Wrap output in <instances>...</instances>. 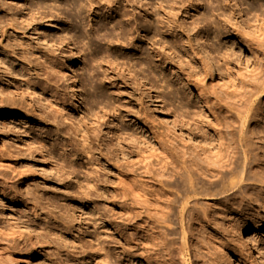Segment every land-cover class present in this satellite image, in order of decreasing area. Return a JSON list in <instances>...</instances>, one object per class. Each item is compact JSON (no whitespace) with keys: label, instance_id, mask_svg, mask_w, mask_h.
<instances>
[{"label":"rangeland","instance_id":"1","mask_svg":"<svg viewBox=\"0 0 264 264\" xmlns=\"http://www.w3.org/2000/svg\"><path fill=\"white\" fill-rule=\"evenodd\" d=\"M132 1L137 6L135 21L131 22L136 27L131 29L130 34L134 43L120 46L118 42L99 36L98 43L89 48L84 45L87 38L92 36L97 23L103 22L111 13L105 11V7H102L101 13V10L93 13L90 19L81 17V14L80 17L72 16L69 8L65 10L58 6V0H0V81L14 83L20 77H30L32 81L40 83L42 89L39 91L45 95L58 89L63 91L67 108L73 111L76 105L77 114H82L81 97L75 98L68 87V83L75 79L77 88L83 90L82 100L88 102L92 95L88 86L81 81V68L86 67L81 53L87 61L93 49L96 50L95 53L92 51L96 60L107 51L111 56L127 53L132 63L131 78L128 76L130 106L136 112L135 115H146L145 124L156 136L155 139L148 137L150 131H144L146 125L140 123L142 118L131 121L116 117L113 122L106 120L101 124V139L107 135L106 132L108 136L112 135L113 130L120 137L124 135L123 132H128L129 140H132V152L123 159L113 153L108 156L105 164L110 177L104 184L108 199H99L91 184L103 182L97 179L93 165L79 157L73 159V167L65 164L71 159L68 148L73 145L71 131L67 130L69 120L62 119L59 114L55 115L54 120H48L36 93L26 94L22 91L18 95L0 94L9 108L19 107L27 117L25 121L17 119L12 122H7L6 116L0 117V226L5 232L24 231L27 226V231L36 241L34 254L28 264H225L226 256L237 264H264V224H258L255 230L252 226L247 228L250 233H254L258 253L254 249L246 250L242 242L244 232H240L238 237L231 236L223 226L219 227V233L226 236L225 242L231 249L220 253L205 241L207 229L204 227L198 228L197 238L194 236L193 239H190V231L184 230L185 237L182 239L175 211L174 222L170 224L172 229L167 232L162 247L155 237L159 232L157 225L148 238H143L138 224L132 223L135 218L145 217L142 191H139L142 197L128 193L121 199L119 191L114 188L117 171L129 169L142 182V189L146 188V181H149L152 189H157L159 185L152 179L158 178L164 156L167 161L172 158L175 164V150L185 145L190 150L179 139V135L186 138L180 128L189 131L196 127L191 115L197 111L199 114L202 112V117L206 107H202L178 79L183 78V71L190 72L185 62L189 58L201 67L205 66L204 83L209 90L222 93L227 87L241 90L250 83L252 88L256 87L253 78L264 76V0ZM150 4L153 6L151 9H159L158 15L162 17L164 30L161 34L163 68L160 71L154 65L148 40H141L143 35L153 34V26L146 28L155 17L149 12ZM27 12L35 18L31 25L25 23L30 20ZM253 13L257 14L256 19L251 17ZM40 14H45V18L51 15L58 17L59 28H46L37 23ZM169 19L172 22H168ZM81 22L86 32L82 36ZM43 31L56 32L77 52V58L71 65L68 60L73 55L63 45L67 60L62 68L63 78L56 84L44 82L45 75L37 69V60L28 49V46L38 48L40 60H44L42 55L46 59L59 55L57 50L41 39ZM75 31H78L77 36ZM257 35L261 39H255ZM157 37L155 34L152 39ZM227 48L230 53L223 57L222 51ZM142 52L147 55L144 57ZM119 66L116 71H123ZM36 70L38 76L34 74ZM96 84L99 85L98 82ZM97 93L98 90L94 95L97 96ZM157 93L160 98L155 99ZM102 104L104 102L98 103L96 109L102 110ZM252 104L254 106L247 103L242 113L247 115L246 130L252 134L251 140L254 142L252 153L257 164L255 172L264 176L263 85L259 87ZM40 117H43L44 122ZM107 117L104 116L105 119ZM111 118L109 116L108 119ZM202 119L208 126L212 124L209 115ZM40 149L48 151L44 158L40 155ZM103 151V148L99 150L100 153ZM64 156V165L60 167ZM40 159L45 160V169L39 168ZM55 166L60 170L56 171ZM247 182L253 183L248 191L258 197L259 218H264V184L251 180ZM81 188L89 193L91 200L82 197ZM157 196L158 193L151 198ZM97 202L102 204L100 210L108 216L107 220L93 219L95 214H92L91 207ZM139 211L144 212L135 216Z\"/></svg>","mask_w":264,"mask_h":264},{"label":"bare ground","instance_id":"2","mask_svg":"<svg viewBox=\"0 0 264 264\" xmlns=\"http://www.w3.org/2000/svg\"><path fill=\"white\" fill-rule=\"evenodd\" d=\"M58 1V6H62L65 10L69 8L68 10L72 12L71 14L74 17H80L81 14V17L84 16L91 19L94 15L93 13L101 10L102 7H105V11L111 12L103 22L97 23L92 36L87 38L84 43L87 47L95 46L96 42L98 43L99 41L97 40L99 36L118 42L120 46H126L134 41L130 34L131 29L136 26H133L131 22L132 20L135 21L137 6L132 0ZM152 7L150 4L148 9H150L151 16L154 15L155 17L146 28L149 29L153 26V34L143 35L141 40H148L155 60L154 65L160 71L163 68L161 57L163 39L161 34L164 30L161 24L162 17L158 15L159 9H151ZM230 12L232 13V10ZM27 15L30 20H26L25 23L31 25V21L35 19L34 15L31 13ZM251 17L256 19L257 14L253 13ZM59 20L58 17H52V15L49 18H45V14H40L36 22L46 26V28L58 29ZM223 20L227 19L224 18ZM78 22L80 23V21ZM168 22H172V19H169ZM82 24L81 22V36L86 34ZM167 26L171 27L170 24H167ZM77 27L78 25L75 24V28ZM77 33L78 31H75L74 34L77 36ZM155 34L158 37L152 39ZM40 37L57 50L59 55L50 56L47 59L42 55L44 60H40L38 48L28 46V49H30V54L37 60V69L41 70L42 74L45 75L44 82L51 81L56 84L63 78L62 68L67 60L66 53L64 54V46L68 47L69 52L73 55L72 59L68 60L71 65L77 58V52L73 47H70L68 41H65L56 32L43 31ZM255 39L261 38L257 35ZM257 47L260 46L258 45ZM262 49L260 50L262 51ZM92 51L95 53L96 50L93 49ZM92 51H90L91 57L89 61L84 57L83 52L81 53V59L86 62V67L82 66L81 68V81L92 92L89 101L82 100L83 90L77 88L75 79L68 83V87H70V91L75 95V98L81 97L83 104V106L81 104L82 114H77L78 107L76 105H74L73 111L67 108L63 91L58 89L45 95L39 91L42 89L40 83L32 81L30 77H20L19 81L14 83L0 81V94L18 95L22 91H25L26 94L36 93L38 100L42 101L43 112H46L48 120H54L56 114H59L62 119L69 120L70 126L67 130L71 131L73 145L68 148V154H70L71 159L65 164L73 167L75 165L73 159L79 157L85 158L86 163L93 165L92 169H94L97 179L100 178L103 183L98 182L96 184L94 182L95 184L92 183L91 186L96 189V196L105 200L108 197L105 195L107 190L104 188V184L108 182L110 177L105 161L108 160V156L112 153L118 155L121 159L129 156L132 152V140H129L128 132L122 131L124 135L120 137L116 130H113L110 136L106 132L107 135L101 139V135H99L101 124L105 123L106 120L113 122L116 117H119L120 120L131 121L142 118L140 123L145 126L147 118L145 114L140 115L137 113L135 115L136 112L130 106L131 92L128 90V80L129 77L131 78L129 75H132L130 67L132 63L130 62L129 54H114L111 56L107 51L104 55L100 54L101 58L96 60ZM229 53L228 48L222 51L223 57ZM142 54L144 57L147 55L144 52ZM118 62H121L122 66H119L121 63L117 64ZM185 62L191 70L190 72L183 71V78L179 77L178 79L191 93V96L195 97L202 107H206V113L202 117L209 115L212 124L208 126L207 122L204 121L205 119H202V112L199 114L197 111H193L191 118L196 127L191 128L189 131L185 128H180V131L186 134V138L179 135V139L184 144L186 143L190 150L185 148L187 147L186 145L175 150L174 154L177 160L175 164H173L172 158L167 161V157L164 156L158 178L152 179L159 185V188L152 189L149 181H146V188L142 189V182L137 180L134 177V172L129 169L117 171V177L114 179L116 182L114 188L119 191L118 194L121 199L128 193H134L138 197L144 195L142 200L145 203V212L139 211L135 216L144 212L145 217L143 219L135 218L132 223L138 224L137 226L141 229L140 232L143 238H148L154 232L153 228L157 225L159 232H157L155 237L159 240L162 247L165 245L164 241L167 239V232L172 229L170 224L172 225L174 222L173 216L176 211L177 223L182 230V239L185 237L184 230L190 231V239H193L199 232L198 228L204 227L207 229L204 233L205 241L211 243L213 248L218 252L220 251V253L224 250L229 252L231 249L225 242L226 236L218 231L219 227L223 226L231 236L236 235L238 237L240 232H244L245 236L242 242L246 250L254 249L257 252L255 247L256 240L253 238L254 233H250L247 228L252 226L253 230H255L258 224H264V218H259L257 210L258 197L252 196V193L248 191L249 188L253 187V183L247 181H257L264 184V176H260L255 172L257 164L254 162V154L252 153V144L254 142L251 140L252 134L246 130L245 121L247 122V115L242 112H244L247 103L254 106L252 103L256 99L259 87L261 85L264 86V76L260 79L253 78L254 83L256 82L258 85L253 83L256 86L255 88L251 87V83L241 90L228 89L227 87V89L223 90V94L217 90H209L205 87V66L202 65L201 67L196 64L192 58ZM117 65L123 68V71L117 72ZM34 74L36 76L39 75L37 70L34 71ZM21 76H24V73H21ZM96 82L99 83L98 86ZM96 90H98L97 96L94 95ZM157 98H160L159 93L155 94V99ZM100 102H104L101 105L103 107L102 110L96 109ZM0 103V117L6 116L7 122L17 119L25 121L27 118L24 112L22 113L21 108H9L7 101H4L3 98H0ZM210 104L213 105L208 106ZM106 115H108L107 119L104 118ZM109 116H112V118L108 119ZM131 116H134V118ZM40 120L44 122L43 117H40ZM144 129V131H150L148 134L149 138H156L155 133L147 125ZM157 142L159 144V141ZM41 147H44V145H41ZM102 148L104 151L100 153L99 150ZM47 153L48 151L46 152L45 149H40L42 158ZM96 153L99 154L96 155ZM64 161L65 156L61 159L62 164L60 167L64 165ZM44 164L45 160L40 159L39 168L45 169ZM55 169L56 171L60 170L58 166H55ZM140 190L143 195L139 193ZM157 193L159 196L152 199L151 197L156 196ZM81 195L85 200L92 199L88 192H84L83 188H81ZM101 206L102 204L97 202L91 207L92 214H95L93 219H108L105 212L100 210ZM25 228L26 230L24 231L12 230L5 232L0 226V264L29 263L30 258L34 254L33 247L36 241L32 239L30 231H27V226ZM195 237L197 238V236ZM258 258L261 260L260 254H258ZM224 263L237 264L227 256Z\"/></svg>","mask_w":264,"mask_h":264}]
</instances>
